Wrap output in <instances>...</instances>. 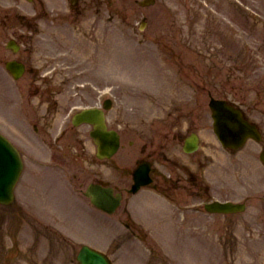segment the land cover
<instances>
[{
  "label": "rangeland",
  "instance_id": "1",
  "mask_svg": "<svg viewBox=\"0 0 264 264\" xmlns=\"http://www.w3.org/2000/svg\"><path fill=\"white\" fill-rule=\"evenodd\" d=\"M243 1L259 12H264L263 0ZM120 3V5H122V16L119 24L117 22H113L109 25L107 22L106 24V30L109 35L106 36L104 68L107 78H120L117 84L120 88V99L118 98V104H120L121 107L129 106L125 108V115L121 117L122 120L130 122V124L140 125V121L145 118V113H154L153 104L149 100L148 91L155 89L159 83L153 77L156 70L151 66L149 58L153 61L154 59L152 57L156 52H160L164 57L163 63L165 64L167 62L171 68L178 62L179 58L177 55H179L183 45L191 46L190 50H186V66H188V62L191 59L189 64L191 69L193 70L195 66H198V68L195 70L196 72L193 71L191 75H187V77L192 78V82H195V84L191 85L189 79H187L185 83H182L185 89L181 91V99L191 98L189 94L195 91H200V98H205V93H203L205 90L203 91V89H201V83L197 81L199 78L198 74L205 71L208 72L206 76L208 81L206 89L212 87L210 85L212 84L211 81H218L219 85L217 90L219 93L225 92V86L233 87L234 84L238 90V85L244 78H248L249 75L254 77L253 80L257 79V81H254L257 86L255 88L253 87V91L258 87L264 88V67L255 66V64L259 65V60H261L260 62L264 61V45L256 48L255 46H258L261 37L259 38L256 34H251L252 36L249 37L250 32L257 33V31H253L250 27L246 26L247 28L240 30V35L233 37L234 42L239 40V45H234V47L229 45V48L227 47L233 58L227 60L221 56H219V58L217 57L216 59L222 73H217V75H215L211 73L210 68L216 59L211 57L206 59L203 58V55H207L209 43L215 44L217 41L226 43L227 38L224 35L225 32H222L224 35L222 36L216 31V26L211 17L210 6L207 8L202 7L198 10L195 4V6H193L194 11L192 12L190 11L189 5L190 3L192 4V0H159L155 6L146 9H140L133 0H120ZM218 4L222 6L221 9L225 10L226 6L224 2L220 1ZM234 12L238 13L235 9ZM142 14L146 15L149 20L147 29L144 32H140L136 27V22L141 18ZM219 29L222 30L223 28L219 27ZM179 31H182L181 37L178 35ZM241 40L250 44L251 52H248L244 46L241 45ZM252 41H254L256 45H252ZM169 44L171 48H174V52L171 54L167 51ZM97 48L96 46V53H92L91 55L90 64L92 63L93 65L99 66L101 65V58ZM193 50L197 52L198 55L194 53ZM144 52L150 54V56L137 58V55H142ZM199 58L203 61H201L203 65L199 62ZM205 59L207 62H205ZM228 61L231 62L233 66L235 65V76L234 79L228 81V85H226V66L230 64ZM218 71L219 69L217 68V72ZM201 76L203 77V74H201ZM152 78L158 84L156 82L151 83L150 80H152ZM237 78H242V81ZM113 85L114 84L108 83L106 84V88H111ZM168 85L170 84L168 83ZM195 86H197L198 90ZM240 86L243 88V85ZM171 90L172 87L169 92H171ZM159 92L163 94L164 97L168 95L171 96V94L167 93L162 88L159 89ZM243 92L245 91L243 90ZM198 102L202 103V101ZM182 103H185V101H182ZM130 108L137 109L138 113L130 110ZM146 118H148L149 121L145 122L144 125H157L156 121H152L154 120L152 116H146ZM189 118H191V116H189ZM130 132L132 133V131ZM90 155L91 153L89 152V157ZM257 172L259 176L255 179H262L259 184L264 191V168H262L261 171L257 170ZM43 185L44 189L49 192L48 197L50 201H52L55 206L54 211L64 214L69 212L76 213L88 207L86 202H82L76 189L67 188L62 180L57 177H43ZM24 216H27L25 211L21 212L13 208L0 207V264H77L75 255L78 247L58 237H53V256L46 261L41 260V256L34 251V243L36 244L40 235L34 232L33 228L28 229L30 232H23L25 226L31 223L24 221ZM245 216L251 219L252 216L256 215H254L253 212H248ZM116 220H118V217H116ZM112 227H114V229L106 233V235L109 236L103 239V243H109L113 239L111 245H109L108 251L112 253L116 264H210V261L205 259L199 260L196 258V260H194L188 256L183 259L180 254L176 252L172 253V251H169V253H158L153 256L154 251L146 245L145 241L140 240L141 237L145 235L144 232L141 233V236H137L138 238H136L134 234L132 235L130 229H127L124 225L120 226V229L115 225H112ZM21 231V249H17V246L15 249H12L17 242L16 236L18 237V233H21ZM221 232L222 235L226 236L224 228ZM120 233H123V235H118ZM243 233H246L245 229L238 230L239 236ZM113 236L117 237L113 238ZM235 240V238H228V242L223 246L224 250H222L219 245L220 250L216 248L215 253L211 251L205 252L203 254L204 257H210L213 264H264V241H259V244L263 247V255L260 254L257 256L251 253L247 245L244 246L240 244L241 242L236 244ZM221 242L223 243V239ZM131 254L135 256L136 260H134ZM131 257L134 262L128 259Z\"/></svg>",
  "mask_w": 264,
  "mask_h": 264
},
{
  "label": "water",
  "instance_id": "2",
  "mask_svg": "<svg viewBox=\"0 0 264 264\" xmlns=\"http://www.w3.org/2000/svg\"><path fill=\"white\" fill-rule=\"evenodd\" d=\"M89 254L93 255V264H106V262L103 260V258H100L97 254H93L92 252H89ZM102 259V260H101Z\"/></svg>",
  "mask_w": 264,
  "mask_h": 264
}]
</instances>
